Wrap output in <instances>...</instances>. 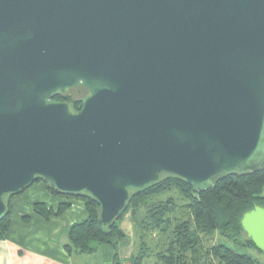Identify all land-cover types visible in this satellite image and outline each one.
Wrapping results in <instances>:
<instances>
[{"label":"water","instance_id":"obj_1","mask_svg":"<svg viewBox=\"0 0 264 264\" xmlns=\"http://www.w3.org/2000/svg\"><path fill=\"white\" fill-rule=\"evenodd\" d=\"M263 166L264 0H0V221L39 178L107 227L163 174ZM241 223L264 252V206Z\"/></svg>","mask_w":264,"mask_h":264},{"label":"trees","instance_id":"obj_2","mask_svg":"<svg viewBox=\"0 0 264 264\" xmlns=\"http://www.w3.org/2000/svg\"><path fill=\"white\" fill-rule=\"evenodd\" d=\"M76 90L80 91L78 95L87 92L80 86L66 94H55L53 99L68 101L79 110L84 96L74 97ZM37 182H42L56 196L85 201L88 217L68 229L69 240L65 246L70 253H92L96 244L125 239L119 222L123 214L132 209L137 249L130 264H147L149 261L153 264H260L251 253L240 252L226 241L263 252L247 236L241 220L246 211L256 205L264 206V166L256 172H229L203 192H195L185 181L163 174L149 187L134 191L124 213L114 225L107 227L98 223L101 205L91 194H67L52 189L42 178L33 184ZM13 196L8 200V214L0 221L1 236L10 226V199ZM69 205L68 201H63L55 211L44 202H36L35 210L49 218ZM215 233L220 239L207 245L203 236Z\"/></svg>","mask_w":264,"mask_h":264},{"label":"crops","instance_id":"obj_3","mask_svg":"<svg viewBox=\"0 0 264 264\" xmlns=\"http://www.w3.org/2000/svg\"><path fill=\"white\" fill-rule=\"evenodd\" d=\"M69 207L46 218L35 210L36 202H44L55 211L61 202ZM11 222L0 236V264H127L137 249L132 209H128L119 225L125 239L96 244L92 253H70L66 248L68 229L88 217L85 201L54 195L42 182L33 184L10 199Z\"/></svg>","mask_w":264,"mask_h":264},{"label":"rangeland","instance_id":"obj_4","mask_svg":"<svg viewBox=\"0 0 264 264\" xmlns=\"http://www.w3.org/2000/svg\"><path fill=\"white\" fill-rule=\"evenodd\" d=\"M78 90H80V89H78ZM78 90H76L74 92V95H73L74 97H81V96H85L87 94V92L85 93V91H82L78 95V93L80 92V91L78 92ZM136 238H137V234H136ZM203 238H204V241H205V243L207 245H212V244L216 243L220 239V236H219L218 233H215L212 236L211 235H204ZM226 243H228L233 248H237L240 252H249V253H251V255H253L257 260H259L260 264H264V252H261V251L255 249V248H248V247H244V246H241V245H236L234 242H231V241H226ZM147 264H153V263H152V261H149Z\"/></svg>","mask_w":264,"mask_h":264},{"label":"built area","instance_id":"obj_5","mask_svg":"<svg viewBox=\"0 0 264 264\" xmlns=\"http://www.w3.org/2000/svg\"><path fill=\"white\" fill-rule=\"evenodd\" d=\"M1 232V231H0ZM1 234V233H0ZM1 236V235H0ZM127 264H130V263H127Z\"/></svg>","mask_w":264,"mask_h":264}]
</instances>
